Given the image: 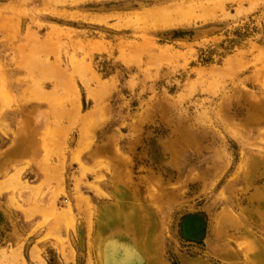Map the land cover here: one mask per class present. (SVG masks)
<instances>
[{
	"label": "rangeland",
	"instance_id": "374dc122",
	"mask_svg": "<svg viewBox=\"0 0 264 264\" xmlns=\"http://www.w3.org/2000/svg\"><path fill=\"white\" fill-rule=\"evenodd\" d=\"M123 247L264 264V0H0V264Z\"/></svg>",
	"mask_w": 264,
	"mask_h": 264
},
{
	"label": "bare ground",
	"instance_id": "6f19581e",
	"mask_svg": "<svg viewBox=\"0 0 264 264\" xmlns=\"http://www.w3.org/2000/svg\"><path fill=\"white\" fill-rule=\"evenodd\" d=\"M57 222H58V220H57ZM135 230H136V228H135ZM123 232V231H122ZM137 233V232H136ZM135 234V233H134ZM125 236V235H124ZM131 242V241H130ZM117 243V242H116ZM133 243V242H132ZM109 244V243H108ZM111 244V243H110ZM135 244H137V243H135ZM118 245V244H117ZM115 248H116V246H115V244L113 245ZM121 246V245H120ZM133 246V245H132ZM136 246V245H135ZM139 246V245H138ZM144 246V245H143ZM104 247V246H103ZM109 247V246H108ZM125 247V246H124ZM124 247H123V253L121 252V254L120 253H117L114 249V251L112 252V254H111V257H110V263L109 264H138V258L139 257H137L132 251H131V249L130 250H126V249H124ZM120 248V247H119ZM121 248H122V246H121ZM128 248V247H127ZM133 248V247H132ZM103 249V248H102ZM101 249V250H102ZM112 249V248H111ZM138 249V248H137ZM147 249V248H146ZM110 250V249H109ZM135 251V250H134ZM139 251V250H138ZM105 252H108V251H105ZM142 253H144V250H143V252ZM107 255V254H106ZM106 255H104V256H106ZM118 255H120V256H118ZM145 255V254H144ZM143 255V256H144ZM33 256L35 257V258H38V255H37V252L35 253L34 252V254H33ZM141 256V255H140ZM148 256V255H147ZM103 257V256H102ZM103 258H105V257H103ZM102 258V259H103ZM146 259V258H145ZM147 259H148V257H147ZM39 261V260H38ZM109 261V260H108ZM144 261V260H143ZM147 261V260H146ZM105 263V262H104ZM103 263V264H104ZM150 263V262H149ZM154 264H156V263H154Z\"/></svg>",
	"mask_w": 264,
	"mask_h": 264
}]
</instances>
